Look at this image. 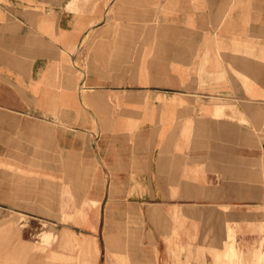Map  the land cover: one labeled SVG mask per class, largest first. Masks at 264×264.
I'll use <instances>...</instances> for the list:
<instances>
[{
  "label": "crops",
  "instance_id": "1",
  "mask_svg": "<svg viewBox=\"0 0 264 264\" xmlns=\"http://www.w3.org/2000/svg\"><path fill=\"white\" fill-rule=\"evenodd\" d=\"M150 1L0 0V128L7 115L94 177L105 167L108 178H139L149 204L184 200L218 215L207 241L221 246L205 245L206 264L232 243L227 225L239 263L264 264L247 229L259 225L264 194V0ZM99 113L106 132L94 141ZM133 114L141 126L130 139L117 131ZM175 193L185 198L163 197ZM201 229H158L157 251L202 243ZM76 247L89 264L90 243Z\"/></svg>",
  "mask_w": 264,
  "mask_h": 264
},
{
  "label": "rangeland",
  "instance_id": "2",
  "mask_svg": "<svg viewBox=\"0 0 264 264\" xmlns=\"http://www.w3.org/2000/svg\"><path fill=\"white\" fill-rule=\"evenodd\" d=\"M147 3L154 6L150 0ZM102 4L107 6L108 2ZM147 25H158V18ZM98 116L104 129L91 130L94 141L100 132H106L107 114ZM129 116L117 132L134 139L141 126L139 114ZM3 126L9 128H0V264H82L77 240L90 243L89 264H206V246L215 244L220 248L221 243L207 241L209 234L219 228L218 215L212 217L210 210L185 205L184 200L174 206L166 202L149 204L139 178H108L105 167L103 171L99 167L101 177H94V171L84 170L74 156L49 150L37 138L19 130L16 119L4 115ZM197 179L192 180V186L200 184ZM180 195L163 197L185 198ZM257 204L259 225L247 229L258 234L253 244L260 252L264 250V194H259ZM96 216L99 226L94 229L92 219ZM183 228L192 233L202 228L205 241L169 240L168 253L173 255L161 257L156 231L171 235ZM227 229L232 243H227L222 253L212 250L213 264H226L225 254L227 264H240L233 247L234 228L227 225ZM44 233L51 234L47 241L42 238ZM63 234L68 242L60 241ZM93 243L99 250L96 255Z\"/></svg>",
  "mask_w": 264,
  "mask_h": 264
}]
</instances>
